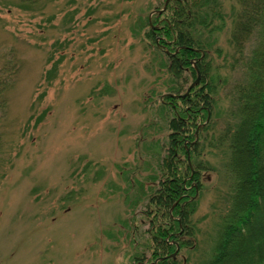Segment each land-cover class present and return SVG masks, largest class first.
I'll use <instances>...</instances> for the list:
<instances>
[{
    "label": "rangeland",
    "instance_id": "obj_1",
    "mask_svg": "<svg viewBox=\"0 0 264 264\" xmlns=\"http://www.w3.org/2000/svg\"><path fill=\"white\" fill-rule=\"evenodd\" d=\"M163 1L0 0V72L20 61L0 111V264L146 262L169 146L156 103L166 88L136 32ZM220 150L194 154L203 186L178 264H207L217 247L230 167L245 165Z\"/></svg>",
    "mask_w": 264,
    "mask_h": 264
},
{
    "label": "trees",
    "instance_id": "obj_2",
    "mask_svg": "<svg viewBox=\"0 0 264 264\" xmlns=\"http://www.w3.org/2000/svg\"><path fill=\"white\" fill-rule=\"evenodd\" d=\"M150 17L152 28L147 18L141 26L147 30L139 28L136 36L152 61H157L150 65L159 73L155 82L161 80L166 88L156 103L161 108L158 114L166 118L169 146L163 164L167 174L160 182L158 202L151 203L161 205L150 217L151 236L159 241L172 227L179 231L169 219L178 214L184 223L195 209L203 184L201 168L194 167L193 158L206 144L221 149L233 164L245 163L242 169L230 167L234 177L229 188L231 206L207 264H264V0H170L164 11ZM223 31L228 34L227 50L217 38ZM193 61L199 83L185 97L174 96L173 92L184 93L195 79ZM4 66L0 72L1 113L7 109L6 91L15 82L20 61ZM235 71L240 78L231 81L229 76ZM225 86L229 91L222 96ZM222 99L229 103L224 112L219 110ZM219 120L224 127L218 126ZM177 153L182 156L178 171L170 164V156ZM190 205L191 212L187 211ZM151 240L153 262L161 247Z\"/></svg>",
    "mask_w": 264,
    "mask_h": 264
},
{
    "label": "flooded vegetation",
    "instance_id": "obj_3",
    "mask_svg": "<svg viewBox=\"0 0 264 264\" xmlns=\"http://www.w3.org/2000/svg\"><path fill=\"white\" fill-rule=\"evenodd\" d=\"M170 1V0H169ZM165 0L163 1V4H164ZM169 3V2H168ZM163 6V5H162ZM156 11V12H155ZM164 11V10H163ZM162 12V11H161ZM160 12V13H161ZM154 13H158L157 10H154L153 14ZM194 63V61H193ZM192 63V64H193ZM195 66V65H193ZM196 77V76H195ZM166 157H164V161L163 162H166ZM170 161H171V165L172 167L176 168V170L178 171V163H181L182 162V156L181 155H178L175 154L173 156H170ZM164 164V163H163ZM163 164L161 163V169H164L163 167ZM189 164V163H188ZM190 167L191 164H189ZM164 173H166L167 171L163 170ZM167 174V173H166ZM193 185H196L194 183H192ZM161 190V187L158 189V191ZM158 191H157V194H158ZM156 196V195H154ZM149 197V196H148ZM149 201H152L154 202L155 204L158 202V199L157 198H154L152 199L151 197H149ZM161 205L157 206V207H160ZM175 207V204L172 205L171 209H173ZM162 208V207H161ZM170 209V210H171ZM150 220V224H151V219ZM163 224H166V219L163 218L161 219ZM170 221L174 222V223H177L176 227H179V231L178 230H174L172 227L171 228V231H169L168 233H166V235L164 236V238L161 236L159 239V241H157L155 238L156 236H151V233H150V229L148 230V234L150 236V242L151 244H149L147 246V248H145V250L142 252L143 253V256L146 257V262H143V264H158L159 261H164V264H178V257H181L182 260H183V263L186 262V258L185 256L183 255V249L184 247L187 246V239H186V234L183 232V223H182V219L180 216H178V214L176 216H172L171 219H169ZM164 228V227H163ZM165 229V228H164ZM154 240V242L156 241L157 245H159V247H161V251H159V255L156 259H154L153 262H151V245L152 244V240ZM136 257V255L134 256Z\"/></svg>",
    "mask_w": 264,
    "mask_h": 264
},
{
    "label": "water",
    "instance_id": "obj_4",
    "mask_svg": "<svg viewBox=\"0 0 264 264\" xmlns=\"http://www.w3.org/2000/svg\"><path fill=\"white\" fill-rule=\"evenodd\" d=\"M168 2H169V0H165L164 5H163V8H162L161 10H157V12H159V14H160L161 11H163V10L166 9V6H167V3H168ZM153 12H154V11H152V12L150 13L149 17H148L149 25H151V17H150V16L152 15ZM194 67H195V70H196V77H195V79L191 82V84L189 85V87L186 88L187 90H186L183 94H180V95H177V96H179V97H185V96L189 93L190 88H192L193 86H195V85H197V84L199 83V80H200V78H199V77H200V73H199L197 67H196V66H194ZM187 158H188V160H189V156H188Z\"/></svg>",
    "mask_w": 264,
    "mask_h": 264
}]
</instances>
